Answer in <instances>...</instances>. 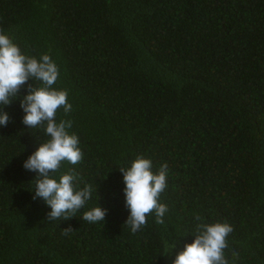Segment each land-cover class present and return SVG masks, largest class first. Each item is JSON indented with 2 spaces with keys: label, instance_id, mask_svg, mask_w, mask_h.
<instances>
[{
  "label": "trees",
  "instance_id": "obj_1",
  "mask_svg": "<svg viewBox=\"0 0 264 264\" xmlns=\"http://www.w3.org/2000/svg\"><path fill=\"white\" fill-rule=\"evenodd\" d=\"M0 29L49 55L52 87L68 92L56 119L72 121L83 159L55 178L72 169L98 189L73 218L47 220L23 163L49 137L22 123V86L0 127V264H172L198 223L217 222L233 227L228 264H264V0H0ZM137 156L154 173L167 163L169 210L132 233L119 169ZM97 206L104 223L84 221Z\"/></svg>",
  "mask_w": 264,
  "mask_h": 264
},
{
  "label": "clouds",
  "instance_id": "obj_2",
  "mask_svg": "<svg viewBox=\"0 0 264 264\" xmlns=\"http://www.w3.org/2000/svg\"><path fill=\"white\" fill-rule=\"evenodd\" d=\"M59 77L57 64L47 54L40 59L26 56L18 45L13 43L9 35L0 29V127H6L10 116L3 111L4 106L12 103V97L18 96L22 86L27 85L28 94L20 100V107L25 113L22 123L29 128L43 127L49 139L40 144L38 149L23 163L24 169L34 172L35 191L33 200L40 198L50 207L47 220L73 218L91 199L93 189L85 184L80 189V177L70 169L55 178L64 161L72 165L80 163L83 152L80 149L79 138L69 134L72 121L60 120L56 115L60 108L68 114L72 105L68 103V92L56 90L52 86ZM29 80L40 81L42 86L35 87ZM150 159L137 156L130 167H121L123 174L125 206L129 216L125 225L132 233L140 231L147 224V217L154 214L157 224L164 223L168 206L160 203V196L167 187L168 165L163 164L158 173L152 171ZM107 210L97 206L84 212L82 219L89 223L103 222ZM199 221L202 218L196 216ZM71 226L63 229V234L72 232ZM233 232L228 223H198L194 240L185 244L172 264H228L225 249L228 248L227 238ZM166 252L162 256H170L176 248L175 244L166 243ZM237 254L234 252L233 256Z\"/></svg>",
  "mask_w": 264,
  "mask_h": 264
}]
</instances>
